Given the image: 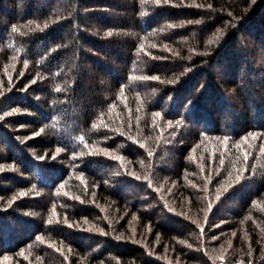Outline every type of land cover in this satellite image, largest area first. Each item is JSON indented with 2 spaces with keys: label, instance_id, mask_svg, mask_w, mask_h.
Returning <instances> with one entry per match:
<instances>
[{
  "label": "trees",
  "instance_id": "16d2710c",
  "mask_svg": "<svg viewBox=\"0 0 264 264\" xmlns=\"http://www.w3.org/2000/svg\"><path fill=\"white\" fill-rule=\"evenodd\" d=\"M0 264H264V0H0Z\"/></svg>",
  "mask_w": 264,
  "mask_h": 264
}]
</instances>
